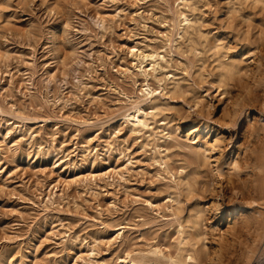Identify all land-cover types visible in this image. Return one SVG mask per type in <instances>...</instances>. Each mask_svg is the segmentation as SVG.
Returning <instances> with one entry per match:
<instances>
[{
  "label": "rangeland",
  "instance_id": "rangeland-1",
  "mask_svg": "<svg viewBox=\"0 0 264 264\" xmlns=\"http://www.w3.org/2000/svg\"><path fill=\"white\" fill-rule=\"evenodd\" d=\"M245 215L264 0H0V264H264Z\"/></svg>",
  "mask_w": 264,
  "mask_h": 264
},
{
  "label": "bare ground",
  "instance_id": "bare-ground-1",
  "mask_svg": "<svg viewBox=\"0 0 264 264\" xmlns=\"http://www.w3.org/2000/svg\"><path fill=\"white\" fill-rule=\"evenodd\" d=\"M184 15V19L186 20V21H189V18H188V16L186 15V14H183ZM181 26V25H180ZM153 65V69L152 70H154L155 68H154V64H152ZM143 72H144V74L147 76L148 75V73L146 72V69H144L143 68V70H142ZM150 85V84H149ZM147 86L146 88H144V89H141L142 90V97H143V99L144 100H150V101H152V99H153V95H154V92H155V89H153L152 87H150V86ZM140 101L134 106V111H132V112H128L127 114H125L124 115V117H125V121H126V123H130L132 126H133V129L135 130V129H137V128H140V127H146V128H149V127H152L151 125H150V123L148 122V118H147V114L149 113V112H147L140 104ZM159 107V106H158ZM158 142V141H157ZM212 146H214V145H212ZM208 160V159H207ZM239 161V160H238ZM245 161H247V159H245ZM239 165V164H238ZM237 165V166H238ZM236 166V167H237ZM252 187V186H251ZM255 202V201H254ZM220 208H221V204L220 203H213V204H211L210 206H209V209L214 213V212H216V211H219L220 210ZM244 209V205H236V206H234V208L233 209H230V210H228L229 211V216H232L233 214H239L240 213V210H243ZM211 212V213H212ZM223 216V215H222ZM244 219H245V223L246 224H249L250 225V223H253V224H255L257 227H261L262 228V232L264 233V224L263 225H261L260 224V222L258 221V220H251V218H250V216L249 215H245V217H244ZM243 223V222H242ZM251 226H252V224H251ZM233 227V226H232ZM250 227V226H249ZM246 228H248V227H246ZM252 228V227H251ZM120 234H121V232H118V236L117 237H119L120 236ZM118 239V238H117ZM185 240V239H184ZM180 242H182V240H180ZM219 244H217V246H218ZM217 246H214L215 248L217 247ZM220 246V245H219ZM220 248V247H219ZM222 248V247H221ZM224 249V248H223ZM221 250V249H220ZM219 250V251H220ZM215 251V250H214ZM218 251V250H217ZM219 251H218V253H219ZM224 252V251H223ZM247 252H249V254L250 253H254V250H253V248H249L248 249V251ZM217 253V254H218ZM218 255H220V254H218ZM214 256H216V253H215V255ZM213 256V257H214ZM222 256V255H221ZM188 257H189V259H191V260H193V261H195L196 259H197V255H196V251L195 250H193V251H190L189 252V255H188ZM205 257V256H204ZM217 257V256H216ZM223 257V256H222ZM246 257H248V256H246ZM217 258H220V257H217ZM245 258V257H244ZM214 259V258H213ZM246 259V258H245ZM222 260V259H221ZM219 261H220V259H219ZM224 261V260H223ZM133 263H136V264H138L137 262H135V261H133ZM224 263V262H223Z\"/></svg>",
  "mask_w": 264,
  "mask_h": 264
}]
</instances>
